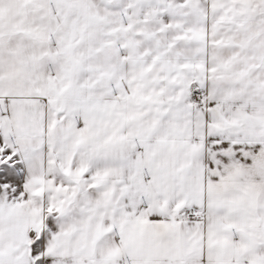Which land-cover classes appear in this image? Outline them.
Instances as JSON below:
<instances>
[{"label": "snow or ice", "instance_id": "snow-or-ice-1", "mask_svg": "<svg viewBox=\"0 0 264 264\" xmlns=\"http://www.w3.org/2000/svg\"><path fill=\"white\" fill-rule=\"evenodd\" d=\"M0 264H264V0H0Z\"/></svg>", "mask_w": 264, "mask_h": 264}]
</instances>
